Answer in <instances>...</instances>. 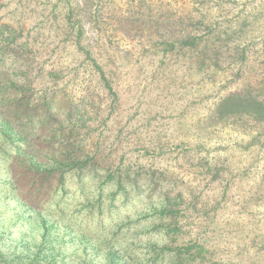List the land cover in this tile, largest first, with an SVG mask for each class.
I'll list each match as a JSON object with an SVG mask.
<instances>
[{
	"label": "rangeland",
	"instance_id": "obj_1",
	"mask_svg": "<svg viewBox=\"0 0 264 264\" xmlns=\"http://www.w3.org/2000/svg\"><path fill=\"white\" fill-rule=\"evenodd\" d=\"M67 15L81 21V45L106 71L115 103L69 35ZM0 25L14 30V46L26 42L35 55L34 97L56 91L79 103L86 93L96 96L100 113L77 137L86 138L83 151L94 155L98 177L84 172L81 196L77 177L67 178L68 200L82 204L52 216L59 234L67 229L69 251L80 254L84 239L95 264H105L109 245L122 242L113 239L116 228L95 227L106 219L111 187H101L102 204L95 205L106 173L123 164L162 172L168 185L181 189L186 239L203 244L211 261L264 264V124L246 117L225 122L215 113L223 96L248 84L264 86V0H0ZM187 34L195 46L175 41ZM214 52L221 58L216 65ZM49 71L56 76L43 84ZM8 180L2 174L0 186ZM9 193L0 199V212L3 201L19 209ZM9 220L0 221L5 229ZM11 228L14 240L27 234L19 224ZM31 233L39 241L34 227ZM7 246L12 252L14 244Z\"/></svg>",
	"mask_w": 264,
	"mask_h": 264
},
{
	"label": "trees",
	"instance_id": "obj_2",
	"mask_svg": "<svg viewBox=\"0 0 264 264\" xmlns=\"http://www.w3.org/2000/svg\"><path fill=\"white\" fill-rule=\"evenodd\" d=\"M70 16L67 15L64 22L69 35H74L73 41L84 51L90 72L98 79L111 103H115L117 94L106 71L92 52L81 45L84 31L81 21ZM194 38L187 34L175 41L181 46H195ZM16 41L14 30L8 25H0V176L2 178L4 173L9 176V180L0 186V199L9 191L8 199L14 200L19 208L12 209L10 202L3 201L5 207L0 212V221L9 218L11 224L5 229L0 222V262L95 264V256L88 253L91 243L82 239L80 254H73L66 243L67 229L64 227V234H59L52 216L56 212L64 215L74 205L75 201L68 200L67 178L77 177L76 189L81 196L87 188L84 172L93 180L98 177L99 169L93 165L94 155L83 151L86 138L77 137V130L87 128L88 120L100 113L95 111L96 96L86 93L79 103L69 98L65 100L56 91L42 92L34 97L30 67L35 55L28 51L26 42L14 46ZM205 60L203 58V62ZM211 60L215 65L220 62L219 53L214 52ZM46 74L42 76L43 84L56 76L52 71ZM262 91L264 86L256 88L248 84L223 96L216 104V116L225 122L246 117L264 124ZM163 175L156 170L140 171L123 164L106 173L95 206L100 208L102 204L105 190L101 187L109 186L112 191L107 193L106 219L101 218L95 227L101 230L108 224L116 228L113 239L122 237V242H117L118 248L109 245L105 264H217L211 261L212 256L203 244L186 239L183 220L187 218V208L184 207L183 192L174 183L168 185ZM54 180L58 182L53 187ZM87 198L85 196L86 201ZM90 203L87 201L86 207L91 206ZM81 204L78 202L74 206L77 208ZM83 210L77 209L76 214ZM100 215H103L101 209ZM18 224L26 227L27 234L14 240L11 227ZM92 224L90 222L86 227ZM33 227L39 241L34 240ZM9 243L14 244L12 252L4 251ZM73 255L74 261L71 260Z\"/></svg>",
	"mask_w": 264,
	"mask_h": 264
}]
</instances>
